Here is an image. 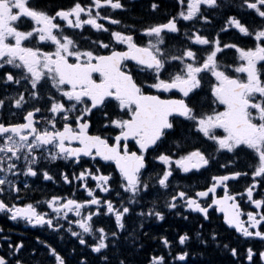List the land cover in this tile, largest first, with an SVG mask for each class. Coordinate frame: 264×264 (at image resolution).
Segmentation results:
<instances>
[{"label":"snow or ice","instance_id":"6c2138e0","mask_svg":"<svg viewBox=\"0 0 264 264\" xmlns=\"http://www.w3.org/2000/svg\"><path fill=\"white\" fill-rule=\"evenodd\" d=\"M174 4L176 12L162 22L110 30L100 21H121L102 16L101 9H124L121 0H74L54 12L39 0H0V113H22L16 122L0 117V212L8 219L60 239L67 233L97 254L100 264H111L105 253L118 248L125 231V240L138 246L136 228L128 231L126 225L133 214L141 221L164 219L157 210L161 196L168 210L198 213L209 226L214 213L222 214V223L206 236L205 224L199 225L195 235L204 245L211 241L236 258L237 248L224 242L222 232L234 229L264 241V0ZM158 8L151 4L152 11ZM244 16L252 17V26ZM85 26L109 32V41L91 40L92 46L83 47L66 32L82 35ZM230 30L239 42L222 39ZM225 50H234L231 63L221 58ZM220 155L230 159L219 163ZM42 159L79 168L60 177L65 184L78 182L86 198H22L29 178L54 180L38 168ZM213 163L226 171L210 175L202 187L172 182L177 174L207 172ZM241 177L248 178L243 190H231L229 181ZM5 193L11 202L2 198ZM150 194L153 199L145 202ZM101 216L114 218L111 228L96 226ZM190 239L187 232L178 235L180 245ZM36 240L51 264H68L46 240ZM160 241L169 252L152 255L148 264H169L167 256L185 261L189 255H172V242L165 236ZM23 248L22 241L8 243L0 264H25ZM244 259L264 264V250L248 247ZM77 264L88 260L81 256ZM117 264H128L127 258Z\"/></svg>","mask_w":264,"mask_h":264},{"label":"flooded vegetation","instance_id":"af4514ba","mask_svg":"<svg viewBox=\"0 0 264 264\" xmlns=\"http://www.w3.org/2000/svg\"><path fill=\"white\" fill-rule=\"evenodd\" d=\"M52 2H54V0H39V6L47 8L50 12H54L57 9L69 7L74 2V0H60L61 6L59 7H53ZM89 2L90 0H82V3ZM121 2L125 5L124 9L112 10L108 6H105L103 9H101L102 16L107 15L121 21L120 25H112L107 20H101L100 22L104 23L105 26L110 30H122L124 29L125 25H134L137 29H139L144 25L162 22L166 19L168 13L174 14L177 10L174 4V0H121ZM154 2L159 4V8L156 11H152L151 9V4ZM163 8H169L171 10H169L168 12H163ZM250 18L251 16H244V19L248 20L249 22ZM256 22H259V20L257 19ZM219 26V24L216 25V27ZM250 26H252V23H250ZM181 30L183 31V28ZM80 31L81 30L66 29L67 34L72 35L77 40H79L83 47L92 46L90 45L91 40H103L105 42L109 41V32H97L96 30L91 29L89 26H85L82 35L77 34ZM227 34H229V40H227L226 42H239L237 37L231 30ZM137 35L139 36V33H137ZM173 43H175V41H173ZM233 52L234 50H225L226 55L223 56L224 62H232ZM2 92L3 89L0 88V94H2ZM31 106L32 105H28V107ZM0 117L16 122L22 117V113L17 111L15 115H11L8 110L5 109L2 113H0ZM228 159H230V156L228 155H220L218 157L219 163H226ZM241 159H244V157H241ZM84 166L87 167L89 165ZM38 168L47 169L50 174L53 175L54 180L44 181L42 177L39 176L29 178L28 183L30 187L25 191H21L20 195L22 198L27 197L31 201H44L47 198H50L52 195L65 197L74 196L78 200L86 198V192L76 186L78 182L73 181L71 185L65 184L60 177L61 172L68 173L70 176L73 172H79L80 169L75 167V165H73L72 163L63 160L46 161L42 159L39 162ZM110 170L111 169H108V171ZM224 171L226 170L220 169L217 163H213L212 167L207 172H202V174H177L172 182L174 184L180 183L186 185V183L188 184L190 182H186L187 180L195 179L194 181L198 184L196 186H198L199 188L201 185L203 186L205 184L206 179H208L210 175L223 174ZM21 179H23V177H21ZM87 182L90 186H94V182L90 179ZM247 182L248 178L241 177L237 181H229V187L233 191H242ZM189 185L192 186L193 184ZM218 192L220 194H223L222 189H218ZM98 194L102 198H114L115 195L113 194V197H107V194ZM2 198H4L8 202H11L12 200V197L7 193H5ZM152 199L153 196L150 194L149 196L145 197V202L151 201ZM147 206L149 205L145 203V211L147 210ZM139 210L140 208L137 207L136 211ZM157 210H160L164 213L163 220H156L155 218H152L141 221L134 214L127 219L126 225L128 231H132L134 227L136 228L138 246H133L131 241L125 240V237H127L128 235V232L125 231L121 235L118 248L110 249L105 253L109 257L111 264H117L118 259L125 257L127 258L128 264H148V260L152 255H167L169 249H165L162 247L161 241L160 239H157L155 233H157L159 236L160 234H164L163 236L167 237L172 242L170 248L171 253L172 251H174V253L176 254L180 251H186V247L178 243V235L180 233H184L183 230L185 228V225H191L193 231L196 232L201 223H204L205 229L208 230L210 229V227H215L217 223H222V214L220 213L213 214V224L209 226L208 222L203 221L198 213H192L190 212V210H185L183 208H179L177 210H168L164 207L162 196L157 201ZM245 210L248 209L246 208ZM177 211H179L180 215L176 214ZM184 216H187L188 219H184ZM216 217H221V219L217 221ZM140 223L144 224V228L142 230L139 228ZM113 224L114 218L112 220H109L107 217L101 216L99 220H97L96 226L111 228ZM0 229H2V231H0V253H5L8 251V243L14 244L22 241L24 248L19 255L20 258L25 262V264H51V260L47 254L46 249H44L41 244L37 243V236L40 237L41 241L46 240L49 244L55 247L57 251L67 259L68 264H77L81 256H85L87 258L88 264H100V260L97 254L91 253L90 249H85L79 246L78 241L67 233L64 234L63 239H60L58 236H53L46 229H40L39 227L34 228L30 225H27L23 221H12L8 219L5 213L2 212H0ZM230 230L233 232L235 231L234 229ZM236 238L239 239L236 246L239 256L236 258H232L235 259L239 264H248L247 260L244 259V254L248 247H252L254 251H257L254 248L255 242H260L262 244V250H264V244L259 238L249 239L242 237L239 233L235 232V234L233 235L232 233L228 239H231L232 241ZM88 239L91 241V237H88ZM223 240L226 241L224 236ZM141 243H146V252L137 255L136 249L139 248V250H141V248L143 247ZM201 246L202 244L199 241L195 243V248L197 249V251H200L199 249H201ZM157 248H159L160 250L156 251ZM33 249L36 250L35 254H33L32 252ZM73 249H75V252H73ZM141 256H145V258H141ZM167 258L169 264L177 263V261H173L171 257L167 256Z\"/></svg>","mask_w":264,"mask_h":264},{"label":"trees","instance_id":"16d2710c","mask_svg":"<svg viewBox=\"0 0 264 264\" xmlns=\"http://www.w3.org/2000/svg\"><path fill=\"white\" fill-rule=\"evenodd\" d=\"M60 4H61L60 0H54V2H52L53 7H59L61 6ZM169 10L171 9L163 8V12H168ZM146 12H147V9H146ZM228 38H229V34L222 35V39L224 41L229 40ZM196 146L208 149V144H197ZM194 180L195 179H189L186 182L190 181V183L193 184L192 185L193 188H198V186H196L198 184ZM209 230L204 229L203 235L206 236ZM183 231L184 233L187 232L189 235H191V239L186 243V246H185L186 251L189 253V255L186 257L183 264H238L236 260L232 258L229 252L225 251L222 247H217L216 244L211 241H209L207 245H204L201 243L202 244L201 249H199L200 251H197V249L195 248V243L199 240L197 239L195 235L196 232L193 231V228L191 227V225L190 226L185 225V228ZM232 233L233 235L235 234L233 231L228 230L227 232H222L221 235L222 237L223 236L225 237V240H226L224 241L225 243H228L231 247H236L239 239L236 238V239H233L232 241L231 239H228ZM180 234H183V233H180ZM163 235L164 234H160V236H163ZM141 244L143 245L141 250H139V248L136 249L137 255H140L141 253L146 252V247H145L146 243H141ZM254 245H255L254 248L257 251L262 249V244L260 242H255ZM159 250L160 249L157 248L156 251H159ZM143 257L145 258V256H141V258ZM176 264H182V263H179L177 261Z\"/></svg>","mask_w":264,"mask_h":264},{"label":"bare ground","instance_id":"6f19581e","mask_svg":"<svg viewBox=\"0 0 264 264\" xmlns=\"http://www.w3.org/2000/svg\"><path fill=\"white\" fill-rule=\"evenodd\" d=\"M155 236L157 237V239H160V237H161V236H159L157 233H155ZM172 255H175L174 251H172ZM169 257H171V256H169ZM179 263H182V264H183L184 261H183V262H180V261H179ZM238 264H239V263H238Z\"/></svg>","mask_w":264,"mask_h":264},{"label":"rangeland","instance_id":"374dc122","mask_svg":"<svg viewBox=\"0 0 264 264\" xmlns=\"http://www.w3.org/2000/svg\"><path fill=\"white\" fill-rule=\"evenodd\" d=\"M189 183H190V182H189ZM190 184H191V183H190ZM186 186H191V185H189V184L186 183ZM191 187H192V186H191Z\"/></svg>","mask_w":264,"mask_h":264}]
</instances>
